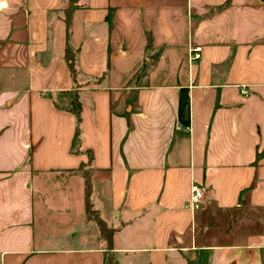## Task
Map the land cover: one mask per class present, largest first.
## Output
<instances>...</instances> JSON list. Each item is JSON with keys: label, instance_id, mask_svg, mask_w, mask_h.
Instances as JSON below:
<instances>
[{"label": "crops", "instance_id": "0c3cea01", "mask_svg": "<svg viewBox=\"0 0 264 264\" xmlns=\"http://www.w3.org/2000/svg\"><path fill=\"white\" fill-rule=\"evenodd\" d=\"M77 5L0 0V264H107L84 171L117 264H264V0Z\"/></svg>", "mask_w": 264, "mask_h": 264}, {"label": "trees", "instance_id": "16d2710c", "mask_svg": "<svg viewBox=\"0 0 264 264\" xmlns=\"http://www.w3.org/2000/svg\"><path fill=\"white\" fill-rule=\"evenodd\" d=\"M77 1L78 0H67V7L64 9V23L66 26L67 36L69 33V28L71 25L73 12L78 7ZM148 41H149V38H148ZM65 58L68 62L70 74H71L72 78L74 79L76 76V68L74 66V52L71 49V47L69 46V44H66ZM70 109L75 114L76 119L79 120L80 103L78 101V97L76 94L72 95L71 108ZM77 135H78V129H76V132L74 134V139H73L72 145L76 144L75 142H76ZM84 172H83V176L86 179L85 190H84V204H85V211H86L87 217L96 220L98 227H99V230H100V234L106 240V248L108 251L107 252L108 253L107 254V264H117V261L114 257V254L111 252V249H112V243H111L112 242V233H113L114 229L112 227L108 226L106 224V222L104 220H102L100 217H98V215L96 214V212L92 206L91 199H90V193H91L90 182H89V180H88V178Z\"/></svg>", "mask_w": 264, "mask_h": 264}, {"label": "built area", "instance_id": "2783aa9c", "mask_svg": "<svg viewBox=\"0 0 264 264\" xmlns=\"http://www.w3.org/2000/svg\"><path fill=\"white\" fill-rule=\"evenodd\" d=\"M200 57V49L199 47H195L192 49L190 53V60H196ZM240 93L244 96H247L250 91L246 87H240ZM191 194H190V201H197L200 200L204 193L203 190L195 183L191 185Z\"/></svg>", "mask_w": 264, "mask_h": 264}, {"label": "rangeland", "instance_id": "374dc122", "mask_svg": "<svg viewBox=\"0 0 264 264\" xmlns=\"http://www.w3.org/2000/svg\"><path fill=\"white\" fill-rule=\"evenodd\" d=\"M54 218H55V220H54V223H55V222H58V219H57V217H56V216H54ZM55 225H56V224H55ZM55 227H57V225H56Z\"/></svg>", "mask_w": 264, "mask_h": 264}]
</instances>
